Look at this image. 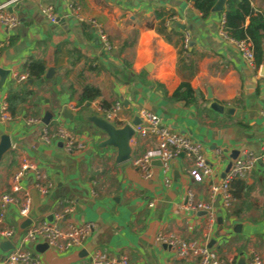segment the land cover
<instances>
[{
    "label": "crops",
    "instance_id": "crops-1",
    "mask_svg": "<svg viewBox=\"0 0 264 264\" xmlns=\"http://www.w3.org/2000/svg\"><path fill=\"white\" fill-rule=\"evenodd\" d=\"M250 4L264 13V0H250ZM45 6L53 8L55 23L41 12ZM8 10L18 21L13 27L0 24V68L8 71L0 100L12 85H23L15 76L28 74L31 60L42 61L44 73L48 67L54 72L48 79L44 73L40 80L27 78L25 87L33 93L16 116L0 123L15 147L0 160V194L9 192V179L23 154L36 161L53 186L41 195L32 177L25 178L30 212L28 218H21L20 203L10 205L0 229L13 227L15 232L10 238L0 237V256L21 244L31 220L53 222L52 215L62 212L70 200L74 208L58 223L90 221L95 229L79 247L35 249L39 264H92L96 251L126 256L131 264L199 263L198 255L176 257L173 247L156 241L159 234L205 243L224 263L250 264L252 251L264 260V162L257 160L242 179L245 187L239 197L233 196L228 210L209 191L239 154L264 151L263 67H249L234 42L224 36L223 9L202 19L191 0H17ZM158 10L167 13L163 34L157 30ZM78 16L102 26L110 49ZM183 82L202 97L192 103L172 99ZM85 84L100 90L92 101L109 107L121 102L118 127L146 109L170 130L199 140L213 167L211 175L204 182L194 181L188 173L191 161L181 154L165 172L153 160L150 178L130 159L117 161L116 147L107 145V134L89 120L98 116L90 101L77 105ZM212 102L224 110H213ZM46 113L51 115L48 124L43 122ZM29 119L40 121L28 124ZM43 126L51 135L49 141L42 137ZM60 126L83 148L67 150L54 135ZM130 145L135 156L154 147L155 139L133 136ZM188 192L194 202L212 204L213 220L205 210L186 207ZM3 241L9 242L5 249Z\"/></svg>",
    "mask_w": 264,
    "mask_h": 264
},
{
    "label": "built area",
    "instance_id": "built-area-1",
    "mask_svg": "<svg viewBox=\"0 0 264 264\" xmlns=\"http://www.w3.org/2000/svg\"><path fill=\"white\" fill-rule=\"evenodd\" d=\"M17 0H8L0 3V24L6 27H13L18 19L8 10L11 3ZM41 12L51 22L55 23L57 20L56 14L53 12L51 6L41 8ZM79 20H84L89 23L97 38L102 42L106 49H110L107 34L104 32L102 26L94 19H84L78 16ZM224 36L227 38L226 34ZM237 46L242 58L252 69H256L253 59V49L249 41H235L228 37ZM188 39H185V46H187ZM3 43L0 41V55ZM16 82L23 83L28 78L27 74L16 75ZM264 82V73L261 76ZM95 110L98 116L113 123L120 120V111L122 108L121 102L116 101L112 106L105 107L96 101H90L89 106ZM75 110V107H71ZM264 117V108L261 111ZM138 117L141 122L133 125V136H140L142 138L153 137L155 139V146L140 152L133 156L131 153L130 161L133 166L140 170L145 178H150L152 175V161L158 160L161 163L162 170H168L170 162L178 155H182L191 161V166L188 170L189 176L197 182H204L212 172V165L207 161L203 154L202 143L188 137L185 134L170 130L165 126L161 118L154 112L141 109ZM11 119L7 111L6 97L0 100V123H6ZM40 120L29 119L28 124H36ZM42 137L45 141H49L48 130L46 126L42 128ZM54 135L64 142L67 150L82 149L83 145L77 141L76 137L64 126L56 129ZM132 139V138H131ZM15 148L14 144L11 149ZM132 152L134 148L131 146ZM10 149V150H11ZM257 160L264 162V151L260 155L241 153L231 161L229 170L226 172L224 178L220 183H212L209 185V191L212 197H219L223 207L228 210L233 201V195L230 192V182L233 179H244ZM30 175L32 177L35 189L41 195H46L52 188L53 183L48 181L45 172L37 165L36 161L27 155H20L19 166L14 171L9 179V192L0 194V220H3L10 205L18 204V214L21 218H28L31 206V197L28 194L24 180ZM152 205V204H150ZM187 208L193 210H205L209 213V219L213 220V206L211 203L204 201H193V194H187ZM74 208L72 201L68 200L62 212L52 215L53 222L41 220L35 222L31 220L29 226L25 229L21 236V244L18 247L11 249L6 255L0 256V264H39L40 259L35 252V246L40 243H46L48 247L63 251L72 247H79L84 244L87 238L93 233L95 223L93 222H72L65 220L63 225L58 222L65 219V214L71 212ZM14 228L0 229V237L10 238L14 235ZM156 241L159 243H166L174 248V255L179 258H187L190 255L200 256L198 264H229L224 263L217 255V253L208 247L205 243H197L195 241H184L179 239H168L164 235L156 236ZM92 264H131L126 256L111 257L106 253L95 252L91 256ZM250 264H264V260L260 259L255 252L251 253Z\"/></svg>",
    "mask_w": 264,
    "mask_h": 264
},
{
    "label": "trees",
    "instance_id": "trees-1",
    "mask_svg": "<svg viewBox=\"0 0 264 264\" xmlns=\"http://www.w3.org/2000/svg\"><path fill=\"white\" fill-rule=\"evenodd\" d=\"M193 6L205 19L212 13V8L217 0H191ZM223 31L229 38L235 41H249L253 49V59L256 68L264 66V13L255 11L250 0H225ZM157 18H160L158 32L164 33L165 18L167 13L164 10L155 11ZM247 21V23H246ZM186 48H182V51ZM44 63L40 60H31L27 65L28 78L40 80L44 73ZM23 85H12L6 95L7 111L11 117L16 116L22 103L33 93L31 89H26ZM100 95L98 87L92 84H85L79 93L77 105L81 106ZM172 99L183 100L186 103H192L201 98L199 91L194 90L187 82L181 83L173 92ZM105 105V104H104ZM105 107H109L108 105ZM245 182L242 179H233L230 182V191L234 197H239V191L244 189ZM236 189V190H235Z\"/></svg>",
    "mask_w": 264,
    "mask_h": 264
},
{
    "label": "water",
    "instance_id": "water-1",
    "mask_svg": "<svg viewBox=\"0 0 264 264\" xmlns=\"http://www.w3.org/2000/svg\"><path fill=\"white\" fill-rule=\"evenodd\" d=\"M225 0H217L215 5L212 8L213 12H219L222 11L224 6ZM182 29H184L182 26H180ZM263 73H264V66L262 65ZM54 72V69L52 67H48L44 73V79H48L52 76V73ZM8 74V71L6 69L0 68V88L5 82L6 76ZM31 82V80H29ZM210 107L215 110L222 112L224 110L222 105H219L216 102L210 103ZM64 115H68V111L64 110ZM51 115L50 113H46L43 119V122L45 124H48L49 119ZM67 117L71 118V115H68ZM94 125H96L98 128H100L102 131H104L108 138L106 140V144L110 146H114L117 149V161L123 162L126 160H129L132 153V148L130 145V140L134 135V131L132 126L137 125L141 122V119L139 117H135L134 120L131 123H126L125 125L118 127L117 125L107 121L106 119L100 117V116H92L90 119ZM11 140L10 137L7 134L2 133L0 130V160L2 159L3 155H5L10 149H11ZM153 163L160 165V161L156 160L153 161ZM230 167V165H229ZM30 222V219L28 220ZM8 241H3L1 243V247L5 249L8 246ZM46 243H40L35 246V249L38 251H42L43 249L47 248Z\"/></svg>",
    "mask_w": 264,
    "mask_h": 264
},
{
    "label": "rangeland",
    "instance_id": "rangeland-1",
    "mask_svg": "<svg viewBox=\"0 0 264 264\" xmlns=\"http://www.w3.org/2000/svg\"><path fill=\"white\" fill-rule=\"evenodd\" d=\"M113 124H115V125H116L117 123H116V122H113Z\"/></svg>",
    "mask_w": 264,
    "mask_h": 264
}]
</instances>
